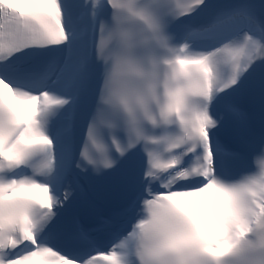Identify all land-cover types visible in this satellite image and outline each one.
Masks as SVG:
<instances>
[{
  "label": "snow or ice",
  "instance_id": "snow-or-ice-1",
  "mask_svg": "<svg viewBox=\"0 0 264 264\" xmlns=\"http://www.w3.org/2000/svg\"><path fill=\"white\" fill-rule=\"evenodd\" d=\"M0 264H264V0H0Z\"/></svg>",
  "mask_w": 264,
  "mask_h": 264
}]
</instances>
